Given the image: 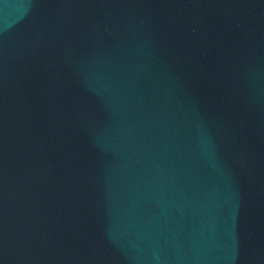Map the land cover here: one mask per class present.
I'll return each mask as SVG.
<instances>
[{
    "label": "water",
    "instance_id": "obj_1",
    "mask_svg": "<svg viewBox=\"0 0 264 264\" xmlns=\"http://www.w3.org/2000/svg\"><path fill=\"white\" fill-rule=\"evenodd\" d=\"M0 264H264V0H0Z\"/></svg>",
    "mask_w": 264,
    "mask_h": 264
}]
</instances>
